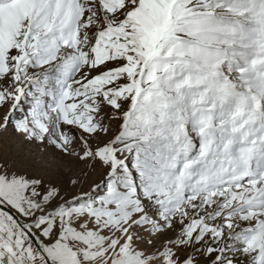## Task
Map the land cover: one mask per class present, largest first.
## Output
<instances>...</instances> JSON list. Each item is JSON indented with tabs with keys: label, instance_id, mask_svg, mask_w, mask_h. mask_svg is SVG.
Listing matches in <instances>:
<instances>
[{
	"label": "snow or ice",
	"instance_id": "snow-or-ice-1",
	"mask_svg": "<svg viewBox=\"0 0 264 264\" xmlns=\"http://www.w3.org/2000/svg\"><path fill=\"white\" fill-rule=\"evenodd\" d=\"M0 264H264V0H0Z\"/></svg>",
	"mask_w": 264,
	"mask_h": 264
}]
</instances>
